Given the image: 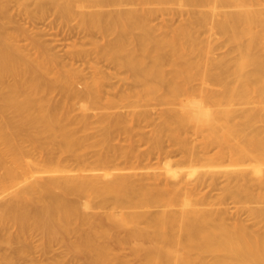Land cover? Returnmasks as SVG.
I'll return each instance as SVG.
<instances>
[{
  "label": "bare ground",
  "instance_id": "bare-ground-1",
  "mask_svg": "<svg viewBox=\"0 0 264 264\" xmlns=\"http://www.w3.org/2000/svg\"><path fill=\"white\" fill-rule=\"evenodd\" d=\"M33 1L102 39L23 49L0 12V263L36 232L49 264H264V0Z\"/></svg>",
  "mask_w": 264,
  "mask_h": 264
},
{
  "label": "rangeland",
  "instance_id": "rangeland-1",
  "mask_svg": "<svg viewBox=\"0 0 264 264\" xmlns=\"http://www.w3.org/2000/svg\"><path fill=\"white\" fill-rule=\"evenodd\" d=\"M126 5L125 3H120V5ZM134 4V3H133ZM120 5H119V8H120ZM121 5V6H122ZM128 5H130L129 6V8H132L131 6H132V4H127L126 5V7L125 8H128ZM135 8L134 9H136L137 7L136 6H139L138 4H135V5H133ZM145 6L146 5H144V6H139L140 8H138V9H140L141 10V8H145ZM111 7V6H110ZM117 8V6H112V8H109V9H111V10H114L113 8ZM122 7H124V6H122ZM91 8V7H90ZM98 9H102V11H109V9L107 10V7L105 6V7H97ZM118 8V9H119ZM124 8V9H125ZM143 8V9H144ZM148 8V7H147ZM168 9H170V7H167ZM166 8V9H167ZM172 9H173V7H171ZM177 7L176 6H174V10L176 9ZM51 8H49L48 7V10L46 11V13H43L44 14V16L41 14H39L38 13V11L36 10V7H35V2L33 1V0H0V12H4V14H5V19H3L2 21H3V24L5 25V31H6V34L8 35H6V37L7 38H9L10 36H11V38L13 37V39H14V42H15V45H21L20 47H22L23 49H26V46L27 45H29V46H32L31 44H29L28 42L29 41H31L30 39L31 38H33L34 36H36L37 38H39V40L41 39L42 41L41 42H43L45 45H47L48 46V48H50L52 51H54L55 53L57 52V55H62L61 57L62 58H65V57H67L66 56V54H67V52L68 51H71L72 49L74 50H78V49H76L75 48V44H76V46H77V48H78V46L81 48H79L80 50H89L90 49V47H91V45H89L88 46V44H91L92 42H97L101 37L99 36V35H97L96 36V34H94L96 37H98V39H95L96 37L95 36H91L92 38H93V40H89V39H92L91 37H83V35H82V32H81V28H79L80 26H79V18H77V16H78V12H75V14H74V16L72 15V18L70 17V18H68V19H63V21H62V19H59L58 17V15L56 14V13H54V10L52 9V10H50ZM75 7L73 8V10L75 11ZM93 9H94V7H93ZM97 9V10H98ZM121 9H123V8H121ZM167 9V10H168ZM85 10L87 11V10H91V9H86L85 8ZM95 10V9H94ZM49 11V12H48ZM53 11V12H52ZM47 12H48V14H47ZM165 13V14H164ZM164 13L162 12V13H160V15H157V19L155 18V20L153 21V23H158L159 21L161 22L162 20H164V21H168V19H170L168 22H176L177 20L176 19H178V18H176L175 19V17L177 16V15H172V14H169L168 13V15H167V13H166V11H164ZM162 14H164V15H162ZM47 15V16H46ZM54 15H56V16H54ZM170 15H172L171 17H170ZM39 16V17H38ZM42 16H43V18H42ZM161 17V20L159 19L160 17ZM164 16H166L165 18H164ZM175 16V17H174ZM57 18V19H56ZM167 18V19H166ZM174 19V20H173ZM44 20V21H43ZM56 20V21H55ZM59 20H60V22H59ZM176 20V21H175ZM57 23V24H56ZM33 24V25H32ZM159 24V23H158ZM57 25H58V29H57ZM33 26V27H32ZM48 26V27H47ZM50 26V27H49ZM78 26V27H77ZM52 27V28H51ZM36 28V29H35ZM48 28L49 29H51V30H48ZM30 29V30H29ZM55 29V30H54ZM39 30V31H38ZM55 31V32H53V31ZM64 30V31H63ZM67 30V31H66ZM24 31V32H23ZM28 31V32H27ZM37 33H36V32ZM71 31V32H70ZM21 32H23L24 33V35H23V33L22 34H20ZM40 32V34H38ZM42 32V33H41ZM30 33V35H28ZM55 33V34H54ZM68 33H70L69 35H68ZM81 33V34H80ZM92 34H93V32H91ZM18 34H20V35H18ZM28 35L27 36V38L25 37L26 35ZM34 34V35H33ZM36 34H38V35H36ZM46 34V35H45ZM91 34V35H92ZM45 35V36H44ZM67 35V36H66ZM19 36V37H18ZM30 36H31V38H30ZM26 38V39H24V38ZM66 38H67V40H66ZM17 39V40H16ZM29 39V40H28ZM74 39V40H73ZM102 39V38H101ZM100 39V40H101ZM47 40V41H46ZM81 40V43L79 42ZM46 41V42H45ZM75 41V42H74ZM14 42H13V44H14ZM18 42V43H17ZM73 42H74V44H73ZM85 44H84V43ZM101 42V41H100ZM79 43V44H78ZM98 43H99V41H98ZM54 44V45H53ZM56 44V45H55ZM72 47H71V46ZM27 47L28 49V52L30 51H32L33 52V49L31 48V47ZM51 46V47H50ZM55 46V47H54ZM73 46H74V48H73ZM84 46V47H83ZM54 47V48H53ZM83 48V49H82ZM50 50V51H51ZM65 51H67V52H65ZM49 53V52H48ZM51 53V52H50ZM64 56V57H63ZM63 60H66V59H63ZM76 63V64H75ZM86 63H82L81 61H75L74 63H73V65L72 66H74V67H76V68H82V66H83V68L82 69H84V71L82 72V73H84L85 72V76H82V75H80L81 77H85L86 78V76H88L89 77V75H87L88 73H89V68H88V64H87V67H86V65H85ZM85 65V66H84ZM101 65H102V67L103 68H106L105 69V71H109V68L105 65V66H103V64L101 63ZM81 66V67H80ZM85 67V68H84ZM108 69V70H107ZM112 70V69H111ZM113 71V70H112ZM111 71V72H112ZM84 78H82V80H83ZM89 79V78H88ZM87 79V81H89ZM80 80V81H79ZM78 81L79 82H77L76 83V88H78L79 90H83V87H84V84H83V82L85 83L86 81H84L83 80V82L81 81V79H79ZM112 80V79H111ZM116 80V79H115ZM114 79H113V82L115 81ZM112 81H110V83H111ZM113 82H112V84H113ZM114 83H116V82H114ZM116 85H118L117 83L115 84V86ZM117 87V86H116ZM85 88V87H84ZM77 111L78 110H75V113H77ZM129 123H127V125H128ZM128 127V126H127ZM129 127H131L130 125H129ZM145 128H147V127H144L143 128V130L145 129ZM148 129V128H147ZM146 130V129H145ZM147 131V130H146ZM113 142V144L115 143V141H112ZM118 142V141H117ZM143 146V145H142ZM142 146H139V149H142ZM153 159V158H152ZM154 161V163L156 162V160L155 159H153ZM150 162H152L151 160H150ZM153 163V164H154ZM54 192L55 193H60L59 192V190L57 189H55L54 190ZM0 199L1 200H3V199H5L4 197H0ZM11 231H13L12 229H11ZM36 233V232H35ZM35 233H31L30 234V237L28 236V238H26V241H28V244H27V242L26 241H20V243L18 244L19 246L21 245V246H24V244H25V248L26 249H28L29 251L28 252H26V254H25V256H23V257H20L19 258V261H20V263H18V262H16V261H14V260H12V263H7V264H49V262L50 261H52L51 259H49L48 257L49 256H46V255H42L40 252V250L42 249V247H41V245L43 246L44 245V242L41 240V237L40 236H36L37 235V233H36V235H35ZM38 235H40V234H38ZM1 236V235H0ZM5 237L6 236H4L3 235V237H0V255H2V254H7V253H9V252H11V248H10V245H9V243L7 242L8 240L7 239H5ZM2 238V239H1ZM3 239H5V240H3ZM28 239H30V240H28ZM40 239V240H39ZM22 240H24V239H22ZM40 241H42V243H41V245H40ZM10 242V241H9ZM21 242H23V243H21ZM26 242V243H25ZM10 244H12V243H10ZM16 244V246H17V243H14V245ZM35 246H34V245ZM53 244V245H52ZM13 245V244H12ZM50 245H52V247L50 246ZM49 245V247H51V250H53L52 252H53V254H51V256H53L56 260H60L61 262L63 261V260H66V259H68V255L66 256V259L65 258H63V257H61L62 255H63V253L65 252V251H63V247L61 246V244H58V243H51ZM34 246V247H33ZM46 246V245H45ZM48 246V245H47ZM59 249H58V248ZM125 247V246H124ZM55 249V250H54ZM6 250V251H5ZM58 250V254L56 253V251ZM9 251V252H8ZM32 251V252H31ZM35 251V252H34ZM39 251V252H38ZM74 251V252H73ZM72 252H71V254H74V255H76V253H75V250H73ZM120 251V250H119ZM118 251V253H120V255H124V253L123 254H121L122 252H124V249L123 250H121L122 252H119ZM125 251H126V253H128V251L125 249ZM55 253V254H54ZM43 256V257H41V256ZM48 255V254H47ZM55 255V256H54ZM58 255V256H57ZM126 255V254H125ZM128 255V254H127ZM45 256V257H44ZM69 256H71V255H69ZM40 258V259H39ZM43 258V259H42ZM45 258V259H44ZM47 258V259H46ZM26 259V260H25ZM49 259V260H48ZM30 261H32V262H30ZM45 261V262H44ZM14 262H16V263H14ZM25 262V263H24ZM1 264V263H0ZM5 264V263H4Z\"/></svg>",
  "mask_w": 264,
  "mask_h": 264
}]
</instances>
